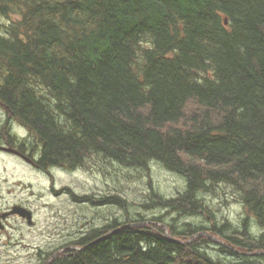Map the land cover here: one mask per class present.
<instances>
[{"label":"trees","instance_id":"16d2710c","mask_svg":"<svg viewBox=\"0 0 264 264\" xmlns=\"http://www.w3.org/2000/svg\"><path fill=\"white\" fill-rule=\"evenodd\" d=\"M0 15V106L27 131L1 125L0 143L46 173L90 161L143 170L140 206L164 212L133 219L119 193L65 188L125 220L41 250L39 264H264V0H0ZM152 163L184 191L158 193ZM222 185L240 194L241 227L205 201Z\"/></svg>","mask_w":264,"mask_h":264},{"label":"rangeland","instance_id":"374dc122","mask_svg":"<svg viewBox=\"0 0 264 264\" xmlns=\"http://www.w3.org/2000/svg\"><path fill=\"white\" fill-rule=\"evenodd\" d=\"M7 21L0 17V25ZM4 118L5 110L0 106V126L9 127V121ZM12 129V134L20 138L27 136V131L18 124H14ZM150 168L153 187L158 193L171 197L184 191L186 184L182 177L156 163L150 164ZM148 180L149 176L143 170L123 168L107 161L96 164L90 161L86 170L53 168L46 173L37 170L22 157L0 150V212H8L18 205L31 210L34 215L32 225L18 216H11L5 221V228L0 230V264H39L41 250L57 248L92 227L104 226L114 216L125 220L124 212L119 207L96 205L77 199L65 191L68 187L80 197L94 194L100 198L119 193L136 204L129 210L133 219L137 212L148 217L164 214L159 209L146 211L140 206L150 189ZM239 196L233 187L222 185L219 195L209 194L204 198L218 221L227 218L235 227H241L247 212ZM173 217L175 215L166 217V221L170 223ZM189 221L209 226L212 224L203 217H192ZM249 222L252 234L259 235L262 228L257 221L251 217ZM212 248L214 255L235 258L231 254H221L215 245Z\"/></svg>","mask_w":264,"mask_h":264},{"label":"water","instance_id":"95a60500","mask_svg":"<svg viewBox=\"0 0 264 264\" xmlns=\"http://www.w3.org/2000/svg\"><path fill=\"white\" fill-rule=\"evenodd\" d=\"M3 150L9 152V153H13V154H16L22 158H24L27 162L31 163V159H29L27 156L23 155L22 153H19L17 150L15 149H12V148H4L3 147ZM12 215H17L23 219H25L30 225L33 224V213L31 210L25 208V207H22V206H14L10 211L8 212H0V230H3L4 229V224H3V221H5L9 216H12ZM137 226H141V224H129V225H124L122 227H120V229H126V228H134V227H137ZM209 235V234H208ZM210 236V235H209ZM212 237V236H211ZM213 239L216 241V242H219L221 244H224V245H227L228 248H231L233 249L235 252L237 253H242L240 252L239 250L236 249V247L234 246H231V245H228V244H225L223 241L219 240V239H216L213 237ZM178 242V241H177ZM247 254V253H245ZM247 255H250V254H247Z\"/></svg>","mask_w":264,"mask_h":264},{"label":"flooded vegetation","instance_id":"af4514ba","mask_svg":"<svg viewBox=\"0 0 264 264\" xmlns=\"http://www.w3.org/2000/svg\"><path fill=\"white\" fill-rule=\"evenodd\" d=\"M5 120H8V117H7V115H6V113H5V118H4ZM9 121V120H8ZM13 125H14V123H11L10 121H9V128H10V130L12 131L13 129H12V127H13ZM1 147H9V145L7 144V143H4L3 145H0V148ZM3 149V148H2Z\"/></svg>","mask_w":264,"mask_h":264},{"label":"bare ground","instance_id":"6f19581e","mask_svg":"<svg viewBox=\"0 0 264 264\" xmlns=\"http://www.w3.org/2000/svg\"><path fill=\"white\" fill-rule=\"evenodd\" d=\"M226 24H227V21H226ZM2 148H3V147H1L0 150H3ZM4 148H6V147H4ZM7 148H8V147H7ZM9 148H10V147H9ZM12 149H13V148H12ZM16 150H17V149H16ZM4 151H5V150H4ZM18 152L21 153L20 151H18ZM23 155H24V154H23ZM26 156H27V155H26ZM253 218H254V217H253ZM254 232H255V231H254Z\"/></svg>","mask_w":264,"mask_h":264}]
</instances>
